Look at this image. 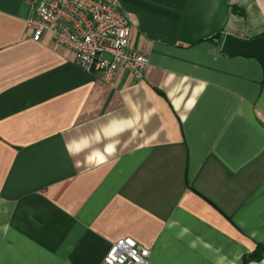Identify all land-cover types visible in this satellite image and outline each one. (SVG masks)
Wrapping results in <instances>:
<instances>
[{
    "label": "crops",
    "instance_id": "obj_1",
    "mask_svg": "<svg viewBox=\"0 0 264 264\" xmlns=\"http://www.w3.org/2000/svg\"><path fill=\"white\" fill-rule=\"evenodd\" d=\"M105 1L139 81L84 73L31 39L37 0H0V264H100L123 237L148 264H264L263 74L219 51L264 34V0Z\"/></svg>",
    "mask_w": 264,
    "mask_h": 264
},
{
    "label": "built area",
    "instance_id": "obj_2",
    "mask_svg": "<svg viewBox=\"0 0 264 264\" xmlns=\"http://www.w3.org/2000/svg\"><path fill=\"white\" fill-rule=\"evenodd\" d=\"M25 28L38 41L46 34L68 50L84 73L110 84L119 71L139 81L147 66L143 53L128 44L129 21L111 1L37 0L30 6ZM149 252L131 238L116 240L100 264H148Z\"/></svg>",
    "mask_w": 264,
    "mask_h": 264
},
{
    "label": "water",
    "instance_id": "obj_3",
    "mask_svg": "<svg viewBox=\"0 0 264 264\" xmlns=\"http://www.w3.org/2000/svg\"><path fill=\"white\" fill-rule=\"evenodd\" d=\"M219 51L227 57L256 60L261 67L264 83V34L244 40L225 34L221 39Z\"/></svg>",
    "mask_w": 264,
    "mask_h": 264
},
{
    "label": "trees",
    "instance_id": "obj_4",
    "mask_svg": "<svg viewBox=\"0 0 264 264\" xmlns=\"http://www.w3.org/2000/svg\"><path fill=\"white\" fill-rule=\"evenodd\" d=\"M257 259H259V257L256 254L252 253L247 255L245 260H257Z\"/></svg>",
    "mask_w": 264,
    "mask_h": 264
}]
</instances>
